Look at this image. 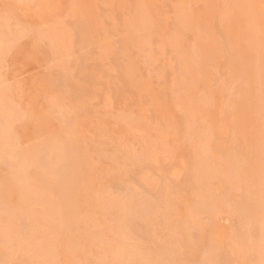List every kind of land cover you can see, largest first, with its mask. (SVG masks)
Returning <instances> with one entry per match:
<instances>
[{"label": "rangeland", "instance_id": "rangeland-1", "mask_svg": "<svg viewBox=\"0 0 264 264\" xmlns=\"http://www.w3.org/2000/svg\"><path fill=\"white\" fill-rule=\"evenodd\" d=\"M0 264H264V0H0Z\"/></svg>", "mask_w": 264, "mask_h": 264}, {"label": "bare ground", "instance_id": "bare-ground-1", "mask_svg": "<svg viewBox=\"0 0 264 264\" xmlns=\"http://www.w3.org/2000/svg\"><path fill=\"white\" fill-rule=\"evenodd\" d=\"M233 81V80H232Z\"/></svg>", "mask_w": 264, "mask_h": 264}]
</instances>
